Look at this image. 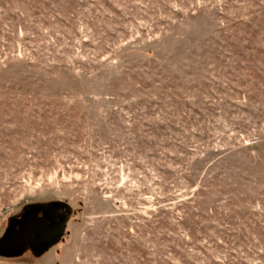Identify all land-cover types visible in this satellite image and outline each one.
Masks as SVG:
<instances>
[{
	"label": "rangeland",
	"instance_id": "1",
	"mask_svg": "<svg viewBox=\"0 0 264 264\" xmlns=\"http://www.w3.org/2000/svg\"><path fill=\"white\" fill-rule=\"evenodd\" d=\"M0 264H264V0H0Z\"/></svg>",
	"mask_w": 264,
	"mask_h": 264
},
{
	"label": "water",
	"instance_id": "2",
	"mask_svg": "<svg viewBox=\"0 0 264 264\" xmlns=\"http://www.w3.org/2000/svg\"><path fill=\"white\" fill-rule=\"evenodd\" d=\"M59 210L64 212L56 216ZM69 214L70 208L63 202L25 207L18 218L9 221L0 238V256L16 257L27 248L41 255L61 238Z\"/></svg>",
	"mask_w": 264,
	"mask_h": 264
},
{
	"label": "flooded vegetation",
	"instance_id": "3",
	"mask_svg": "<svg viewBox=\"0 0 264 264\" xmlns=\"http://www.w3.org/2000/svg\"><path fill=\"white\" fill-rule=\"evenodd\" d=\"M64 211L63 210H59L57 213H56V216L62 214Z\"/></svg>",
	"mask_w": 264,
	"mask_h": 264
}]
</instances>
